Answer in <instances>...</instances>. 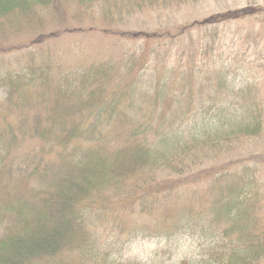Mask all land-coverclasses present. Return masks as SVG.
Returning <instances> with one entry per match:
<instances>
[{"label":"trees","instance_id":"1","mask_svg":"<svg viewBox=\"0 0 264 264\" xmlns=\"http://www.w3.org/2000/svg\"><path fill=\"white\" fill-rule=\"evenodd\" d=\"M197 1L0 0V264L264 260V155L240 153L263 137L264 99L211 59L222 22L264 9L174 32L117 27ZM97 32L124 43L119 54L75 61L70 37ZM147 238L175 248L128 258Z\"/></svg>","mask_w":264,"mask_h":264},{"label":"rangeland","instance_id":"2","mask_svg":"<svg viewBox=\"0 0 264 264\" xmlns=\"http://www.w3.org/2000/svg\"><path fill=\"white\" fill-rule=\"evenodd\" d=\"M246 7H261L264 9V0H199L179 8H170V10L147 8L144 12L130 17L126 22L117 23L120 25H117V27L129 31L147 32L162 31L168 28L174 32L178 25L201 21L214 14L232 12ZM83 22L87 23V20ZM105 25L107 24L103 23L98 27H104ZM219 34L221 36L220 49L211 54L212 67L219 68L218 66L224 65L226 69L240 72L244 79L255 83L260 88L261 96L264 99V15L260 14L256 17L249 16L231 22H222ZM70 38L72 43L75 42L78 45L76 47L72 44L73 49L77 51L74 57L75 61L79 59L84 61L90 55V52L96 50L95 55H97L99 49L103 50L102 53L108 51V53L114 52L118 55L122 44H124L115 37L103 35L102 32L90 35L80 34ZM64 43L61 42V45ZM64 46H66V43ZM1 99L0 92V102ZM249 141L248 145L240 150L243 156L249 153L264 155V134L259 140L250 139ZM259 166L261 168L260 178L264 184V162H260ZM261 210L264 220V206ZM179 244L180 249L183 251L181 255L192 254L197 249V247L193 248V240L187 237L182 238ZM170 247L171 251L169 253L167 250ZM174 248V244L170 246L167 242L147 238L136 241L129 247L128 258L138 259L146 263L154 257L157 261L161 258L168 259ZM259 264H264V260Z\"/></svg>","mask_w":264,"mask_h":264}]
</instances>
